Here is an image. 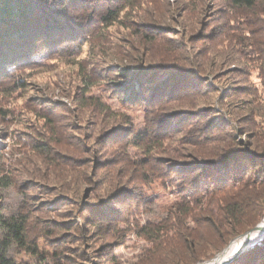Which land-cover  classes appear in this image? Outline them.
<instances>
[{"label": "rangeland", "instance_id": "374dc122", "mask_svg": "<svg viewBox=\"0 0 264 264\" xmlns=\"http://www.w3.org/2000/svg\"><path fill=\"white\" fill-rule=\"evenodd\" d=\"M253 12L233 7L227 0H130L112 25L87 24L68 42L39 47L30 60L0 75V176L10 179L9 185L0 187V205L4 217L20 212L29 216L24 246L12 241L6 260L12 264H160L171 259L153 247L147 230L163 229L178 182L151 175L144 181L138 171L149 149L146 142L132 146L125 140L128 130L121 141L107 137L126 122L140 130L151 124L146 119L152 121L159 114L146 116L140 107L123 105L111 91V82L126 81L113 72L122 66L133 68L135 59H156L147 36L164 31L167 34L160 42L181 45L184 54L200 60L206 85L217 89L199 99L200 107L213 105L225 119L238 123L239 117L250 113L239 99L247 101V108L257 109L255 89L263 91L257 75L259 61L248 60L264 55V43L260 54L252 52L248 43L247 35L264 25V16ZM255 36L264 42V32ZM238 87H245L246 93H235ZM225 91L229 96L220 100ZM96 102L106 105L108 114L99 112ZM189 128L154 141L157 146L151 153L181 159L189 146L180 137ZM73 186L79 195L72 193ZM125 189L136 197L122 198L118 204L114 197ZM72 199L75 206L70 204ZM93 199H105L123 210L124 215L106 226L107 235L96 234L94 228L78 231L60 224L68 219L80 224L76 207ZM263 217L264 213L256 224ZM178 251V259H183L185 253Z\"/></svg>", "mask_w": 264, "mask_h": 264}, {"label": "trees", "instance_id": "16d2710c", "mask_svg": "<svg viewBox=\"0 0 264 264\" xmlns=\"http://www.w3.org/2000/svg\"><path fill=\"white\" fill-rule=\"evenodd\" d=\"M227 1L233 7H244L253 10L255 15L264 16V0ZM129 2L0 0V75L30 60L39 47H59L63 41L68 42L67 38L78 36L87 24L112 25ZM260 32H264V25L247 35L249 46L256 54L261 53L260 43H264L255 36ZM151 33L147 37L156 49L155 61L135 59L131 65L133 68L119 67L113 75L126 82H111L114 86L111 91H115L116 98L123 105L140 107L146 116L159 115L152 121L146 119L151 124L140 130H133L126 122L124 126L111 129L106 136L114 142L121 141L123 132L128 130L125 132L126 142L132 146L146 142L150 150L140 159L142 170L138 171L144 181L151 175L178 182L176 197L169 205L170 218L162 230L147 231L151 233L149 240L153 247L164 251L167 258L171 257L168 262L160 264H196L212 258L230 239L253 227L264 213V55L248 59L259 61L257 75L263 85L260 93L255 89L259 105L257 109L247 108V101L239 99L242 108L250 113L239 117L238 123H232V119H225L213 105L200 107L199 99L217 92L206 85L202 62L184 54L181 45L161 43L166 32ZM234 90L235 93H246L245 87ZM226 94L225 91L220 100L229 96ZM95 107L104 114L109 112L103 103L96 102ZM186 126H190L189 131L180 138L189 147L184 156V153L177 152L181 159L151 153V149L157 146L154 141L168 132L179 133ZM9 184L6 175L0 176V187ZM72 193L77 196L80 192L73 186ZM118 193L114 197L118 204L123 202L122 198L136 197L129 189ZM72 200L70 204L75 206ZM107 200L82 201L81 206L76 207L81 223L68 219L67 223L60 224H68L78 231L83 227L94 228L96 234L107 235L106 226L124 215L120 206L115 208ZM28 218L22 212L16 217H4L0 205V264H12L5 258L12 241L24 246ZM179 249L185 253L180 260ZM228 264H264V237Z\"/></svg>", "mask_w": 264, "mask_h": 264}, {"label": "bare ground", "instance_id": "6f19581e", "mask_svg": "<svg viewBox=\"0 0 264 264\" xmlns=\"http://www.w3.org/2000/svg\"><path fill=\"white\" fill-rule=\"evenodd\" d=\"M262 228L261 230L257 231L253 235V240L259 241L261 240L262 236H264V217L261 220ZM252 240V241H253ZM244 238L238 237L230 242L227 249L224 251L223 254L218 255L212 259H210L208 262H204L201 264H225L227 260L233 257V255L236 253V251L241 247V244L243 243Z\"/></svg>", "mask_w": 264, "mask_h": 264}, {"label": "water", "instance_id": "95a60500", "mask_svg": "<svg viewBox=\"0 0 264 264\" xmlns=\"http://www.w3.org/2000/svg\"><path fill=\"white\" fill-rule=\"evenodd\" d=\"M261 222L262 221H260L258 224H256L254 227H252L251 229H249L248 231H246L245 233H242V234H240L239 236H237L236 238H238V237H243L244 238V241H243V243L241 244V247H239V249L236 251V253L233 255V257L232 258H230L229 260H227L226 262H225V264H228L230 261H232L235 257H237L239 254H241L243 251H245L246 249H248L249 247H251L253 244H255V243H257L258 241H254L253 240V235H254V233L255 232H257V231H259V230H261V228H262V225H261ZM264 236H262V238H263ZM236 238H234V239H236ZM261 238V239H262ZM233 239V240H234ZM253 240V241H252ZM230 244V243H229ZM228 244V245H229ZM228 245L224 248V249H222L216 256H218V255H221V254H223L224 253V251L227 249V247H228ZM215 256V257H216Z\"/></svg>", "mask_w": 264, "mask_h": 264}]
</instances>
